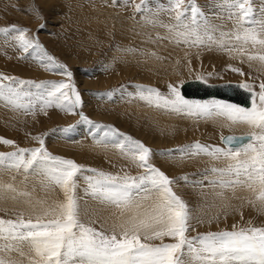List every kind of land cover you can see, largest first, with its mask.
<instances>
[{
	"label": "rangeland",
	"instance_id": "1",
	"mask_svg": "<svg viewBox=\"0 0 264 264\" xmlns=\"http://www.w3.org/2000/svg\"><path fill=\"white\" fill-rule=\"evenodd\" d=\"M194 2L211 25L216 26L212 34L217 40L221 32L237 30L236 20L228 18L229 9L224 0ZM189 3L190 0H184V7ZM250 3L253 12L249 22L243 25L245 28L256 27L264 21V0H250ZM140 4L141 0H0V29L12 26L27 29V38L38 39L48 55L72 73L68 77L63 74L64 70L45 67L46 61L41 62L42 53L38 50L29 49L25 53L20 49L15 38L18 33L0 32V76L34 83L63 81L74 84L81 96V105L72 112L56 106L43 109L40 104L25 110L0 98V138L15 142L13 145L0 142V153L40 147L39 140L43 139L53 156L71 159L82 166L76 177L80 218L98 229L110 232L116 227L118 230V225L133 213L150 212L159 198L155 192H142L135 196V203L140 207L128 210L85 196V177L94 175L87 169L120 177L142 176L148 170L132 159V152L114 146L116 137L106 138L103 130L97 131L91 124L81 122L79 113H83L95 124L114 126L119 133L151 149L149 163L174 181L173 191L187 205L191 217L187 236L264 228V204L252 190L239 186L222 188L211 183L229 177L210 169H223L235 161L183 151L196 143L209 148L235 149L222 142L226 134L253 137L258 130L224 116L189 115L150 105L139 98L137 88H155L168 96L170 86L181 93L184 82L202 79L210 83H248L253 85L254 93H259V85L264 82V62L249 56L264 55V48L243 44L231 36L224 38L225 48L216 43L177 42L176 33L161 26L176 24L174 13L168 10L170 0H146L142 12L136 9ZM203 19L199 17L201 24ZM19 87L32 93L39 91L33 85ZM69 96L74 98L71 92ZM185 99L250 109L256 96L250 107L218 98ZM24 102L27 103V98ZM69 128L70 131H65ZM249 143L257 141L253 138ZM185 176L187 181L182 179ZM0 182L12 183L18 190L30 194L13 199V193L0 192V218L3 219L17 220L23 214L25 220H35L37 215L47 220L53 217L43 216L45 209L65 199L59 186L31 170L6 171L0 166ZM161 242L174 241L168 237L150 241ZM5 256L21 259L14 253H5L0 258ZM23 264H27L26 259Z\"/></svg>",
	"mask_w": 264,
	"mask_h": 264
},
{
	"label": "snow or ice",
	"instance_id": "2",
	"mask_svg": "<svg viewBox=\"0 0 264 264\" xmlns=\"http://www.w3.org/2000/svg\"><path fill=\"white\" fill-rule=\"evenodd\" d=\"M145 2L146 0H141L136 9L142 12ZM224 3L229 9L228 18L235 19L238 27L232 33L221 32L219 40L212 34L216 26L211 25L194 0H190L187 7H184V0H170L168 10L174 13L176 24L161 26L174 31L177 42L182 40L194 45L216 43L219 47L225 48L224 38L231 36L243 44L251 43L264 48V21L252 28L243 26L249 22L253 12L250 0H224ZM199 17L204 18L203 24ZM0 32L6 35L18 33L15 38L25 53L29 52V49L38 50L42 53L41 62L46 61L45 67L61 69L64 70L63 74L72 76V73L66 70V66L58 64L48 55L38 39L26 37L27 29L12 26L0 29ZM249 59L264 62V55L249 56ZM3 80L11 83H0V98L6 99L16 108L31 110L36 104H40L43 109L56 106L72 112L81 105V96L74 84L63 81L34 83L0 76V81ZM26 85H33L39 91L32 93L19 87ZM240 86L250 91L253 88V85L248 83ZM137 88L139 98L150 105L154 104L176 113L186 112L189 115L224 116L234 123H243L258 130L253 133L256 144H241L235 149H225L218 146L209 148L196 143L183 151L189 155L205 154L214 159L225 157L235 161L223 169H210L220 176L229 177L228 180L221 179L211 183L222 188L238 186L248 188L264 204V82L259 85V93H254L256 100L250 109L217 102L207 104L190 102L174 86H170L168 96L155 88L145 89L144 86ZM65 89L68 91H64ZM69 92L74 98L69 96ZM25 98L27 103L24 102ZM79 114L82 117L81 122L91 124L97 131L103 130L106 138L116 137L114 146L122 151L132 152V159L137 161L140 167L148 170L142 176L120 177L96 169H87L94 175L85 177L87 182V187L84 188L85 196L103 204L131 210L140 207L135 203L136 195L142 192H155L159 198L158 203L150 212L143 214L135 212L130 215L126 221L118 225V230L116 227L110 232L98 229L80 218L81 207L80 198L76 194V177L83 170L81 165L71 159L53 156L44 146L43 139L39 140L40 147L19 148L16 152L0 153V166H4L6 171L31 170L33 174L59 186L65 197L63 202L45 209L43 216L53 217L47 220L41 215H37L35 220L32 218L25 220L23 214L17 220L0 218L2 245L0 255L15 253L21 258L5 256L0 258V264H23L25 259L27 264H264V228L207 233L197 237L187 236L191 219L187 205L173 191L171 185L174 181L149 163L151 149L129 135L119 133L114 126L95 124L83 113ZM236 139L233 136L223 137L229 145ZM0 142L5 145L15 143L5 138H0ZM242 155L244 159L240 158ZM182 179L187 181L188 177ZM0 192L13 193L11 197L13 199H16L17 195H30L18 190L12 183L3 182H0ZM166 237L174 242L150 243L154 240L163 241Z\"/></svg>",
	"mask_w": 264,
	"mask_h": 264
},
{
	"label": "water",
	"instance_id": "3",
	"mask_svg": "<svg viewBox=\"0 0 264 264\" xmlns=\"http://www.w3.org/2000/svg\"><path fill=\"white\" fill-rule=\"evenodd\" d=\"M238 82H222L210 83L202 79H192L184 82L181 87V93L186 98L192 99H209L218 98L233 102L244 107H250L253 102L254 92L247 88H243ZM233 136L237 139L231 144H227L223 139V143L231 147H239L251 137L250 135L226 134L224 137Z\"/></svg>",
	"mask_w": 264,
	"mask_h": 264
},
{
	"label": "bare ground",
	"instance_id": "4",
	"mask_svg": "<svg viewBox=\"0 0 264 264\" xmlns=\"http://www.w3.org/2000/svg\"><path fill=\"white\" fill-rule=\"evenodd\" d=\"M186 98V97H185ZM188 99H190V98H188ZM192 99V98H191ZM210 99V98H209ZM195 100V99H194ZM200 100H206V99H200ZM233 103V102H232ZM252 134V133H251ZM253 135V134H252ZM250 139L249 140H247L244 144H248L249 143V141L251 140V139H253V137L250 135ZM223 139V138H222ZM223 142V141H222ZM229 147H231V146H229ZM232 148H237V147H232ZM15 254V253H14Z\"/></svg>",
	"mask_w": 264,
	"mask_h": 264
}]
</instances>
